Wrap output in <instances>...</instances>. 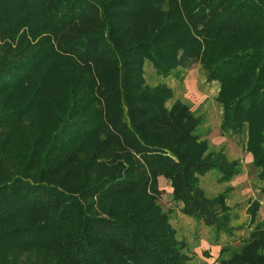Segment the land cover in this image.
<instances>
[{
  "label": "trees",
  "instance_id": "16d2710c",
  "mask_svg": "<svg viewBox=\"0 0 264 264\" xmlns=\"http://www.w3.org/2000/svg\"><path fill=\"white\" fill-rule=\"evenodd\" d=\"M148 64L218 84L220 130L243 138L264 195V0H0V264H192L161 180L181 214L233 234L228 190L200 182L241 163L187 103L167 106ZM259 209L215 264H264Z\"/></svg>",
  "mask_w": 264,
  "mask_h": 264
},
{
  "label": "rangeland",
  "instance_id": "374dc122",
  "mask_svg": "<svg viewBox=\"0 0 264 264\" xmlns=\"http://www.w3.org/2000/svg\"><path fill=\"white\" fill-rule=\"evenodd\" d=\"M145 77L149 85L166 84L172 89L174 96L167 103L168 107L174 101L181 100L190 106L195 115L202 118L203 123L197 133L201 139L208 141L212 150H223L230 160H239L241 163L239 175L235 176L231 182L219 183L216 173L208 174L201 178L200 182L209 198L216 197L228 190V192L226 191V203L231 210L230 226L233 228L231 236L221 234L219 239H216L211 228L205 227L187 216H185L186 219L180 213L181 205L172 202L168 197V185L163 180L160 181L159 187L165 192L161 196L159 204L164 211L170 212L171 222L173 219L172 224L177 229L178 237L187 241L192 249L201 246L200 240L206 238H211L213 244H218L220 247L224 245L239 246L252 229L247 211L253 201H259V220L264 222V195L260 194L261 184L256 176L257 171L250 165L249 154L243 149V138L234 134H224L220 130L222 110L215 101L219 89L218 84L208 83L205 73L198 64L180 69L166 78L156 75L154 69L148 64ZM191 255L195 256L196 254L192 253ZM199 255L204 256V251ZM214 255L215 257L212 256L216 259L218 254ZM213 257L209 261L211 264H215L216 261Z\"/></svg>",
  "mask_w": 264,
  "mask_h": 264
},
{
  "label": "crops",
  "instance_id": "0c3cea01",
  "mask_svg": "<svg viewBox=\"0 0 264 264\" xmlns=\"http://www.w3.org/2000/svg\"><path fill=\"white\" fill-rule=\"evenodd\" d=\"M184 216V215H183ZM185 217V216H184ZM186 218V217H185ZM187 219V218H186ZM172 222L173 219H172ZM177 230V229H176ZM200 245L199 247H197L196 249L194 248L193 249V253H195L196 255L193 256L194 257V260L192 261V264H211V262H209L212 257L215 255L214 254H217L218 253V249L219 247L218 246H215L213 243V240H211V238H206V239H201L200 240ZM199 249V250H198ZM210 251L209 253V257H206L205 255L204 256H200L199 254H202V251H206L208 250ZM211 249V250H210ZM199 252V253H198ZM198 254V255H197ZM213 255V256H212ZM213 257V258H214ZM215 259V258H214ZM216 260V259H215Z\"/></svg>",
  "mask_w": 264,
  "mask_h": 264
}]
</instances>
